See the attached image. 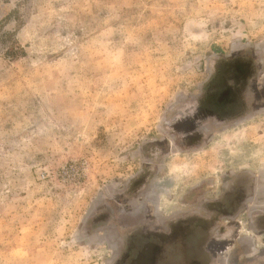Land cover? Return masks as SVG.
<instances>
[{
  "label": "rangeland",
  "instance_id": "1",
  "mask_svg": "<svg viewBox=\"0 0 264 264\" xmlns=\"http://www.w3.org/2000/svg\"><path fill=\"white\" fill-rule=\"evenodd\" d=\"M137 2L145 7L113 8L110 14L134 16L133 29L159 24L168 15L163 7L167 0ZM112 26L109 20L108 31L101 27V35L90 32L84 37L82 43L91 41L87 53L71 43L73 36L67 32L53 42L56 51L47 42L37 48L34 37L25 33L18 37L17 52L9 53L15 55L10 63L17 66L18 75L9 81L0 78V264H48L67 242L69 229L79 240L81 225L103 230L118 251L125 214L144 198L156 196L165 213L197 210L219 196L237 174L254 181L255 196L240 210L233 238L211 246L213 264H242L257 255L256 260L263 262L264 236L252 230L249 215L253 206L264 209V170L240 151L248 128L255 134L259 127L250 125L247 116L217 125L210 137L208 133L191 148L193 172L161 181L162 186L142 195L137 190L140 176L149 172L145 169L127 191L113 198L109 185L120 187L112 184L113 178L139 170V163L133 167L128 162L129 141H155L154 155L160 149L171 150L176 147L173 136L179 135L175 128L179 118H169L162 110L169 93L168 66L157 68L153 63L157 53L132 44L131 31L125 30L126 42L116 46ZM5 55L0 49V62ZM242 55L255 60L256 97L263 95L257 90L264 89V47H251ZM263 107L261 103L254 109ZM13 127L18 128L19 140L9 149L2 133ZM254 234L260 237V250L247 255L251 242L247 240ZM240 239L246 246L234 250Z\"/></svg>",
  "mask_w": 264,
  "mask_h": 264
},
{
  "label": "clouds",
  "instance_id": "2",
  "mask_svg": "<svg viewBox=\"0 0 264 264\" xmlns=\"http://www.w3.org/2000/svg\"><path fill=\"white\" fill-rule=\"evenodd\" d=\"M143 7L145 5L137 0H121L119 4L107 0H0V49L6 54L0 62V78L9 81L18 75L17 66L10 63L15 55L9 53L17 52L18 37L25 33L34 37L37 48L47 42L51 50L56 51L53 42L60 33L67 32L73 36L71 43L87 53L91 41H81L90 32L101 35V27L108 31L106 25L110 20L116 46L126 42L125 30L131 31L132 44L140 50L151 49L157 53L153 57L157 68L161 64L168 66L169 93L162 110L169 118H194L220 62L242 55L251 47H264V0H167L163 5L169 10L167 17L159 24L137 25L134 29L131 28L134 16L122 14L117 18L110 14L113 8ZM247 93L248 86L244 85L241 91L244 108L240 115H246L250 125L259 127L255 134L248 128L240 151L250 164L264 170V108L249 110ZM173 99L175 102L171 103ZM207 119H195L194 131L202 139L204 133L200 128ZM2 135L9 149L19 140L16 127L5 129ZM185 139L186 136L174 135L176 147L160 149L157 155H154L155 141L130 140L126 153L128 162L133 167L139 163V170L126 177L113 178L112 184L120 186L112 189L109 185L113 198L127 191L145 169L150 174L137 190L142 195L162 186L161 181L175 179L181 172H193L196 162L190 150L197 145H187ZM188 179L190 176L186 175L185 180ZM170 221L161 217L156 227L167 230ZM80 227L79 240L73 238L74 230L69 229L67 242L54 253L56 259L48 264H120L122 252L117 251L103 230Z\"/></svg>",
  "mask_w": 264,
  "mask_h": 264
},
{
  "label": "flooded vegetation",
  "instance_id": "3",
  "mask_svg": "<svg viewBox=\"0 0 264 264\" xmlns=\"http://www.w3.org/2000/svg\"><path fill=\"white\" fill-rule=\"evenodd\" d=\"M255 76L256 63L250 56L236 55L222 60L206 88L196 117L179 119L176 124L178 134L186 136L185 144L196 145L203 141L194 131L195 119L208 118L200 128L205 138L217 125L235 123L246 117L240 115L244 108L241 98L244 85L248 86L249 110L257 104L264 106V94L256 97ZM261 92L264 93V89L259 87L257 93ZM146 174L140 176L138 189L145 183ZM255 190L256 185L248 175L237 174L219 196L204 201L197 210L165 213L159 209L156 196L150 201L144 198L125 214L122 222L120 264H213L215 256L211 246L233 238L236 218L250 199H254ZM251 209V225L264 234V209L257 206ZM161 217L171 220L167 230L156 227ZM256 258L246 259L242 264H264V260L260 262Z\"/></svg>",
  "mask_w": 264,
  "mask_h": 264
},
{
  "label": "crops",
  "instance_id": "4",
  "mask_svg": "<svg viewBox=\"0 0 264 264\" xmlns=\"http://www.w3.org/2000/svg\"><path fill=\"white\" fill-rule=\"evenodd\" d=\"M258 196L257 197H259V199H260V196H261V193H258L257 194ZM263 199H264V192H263ZM255 201L256 202H258L256 199H255ZM260 201V200H259ZM252 230H256V229H252ZM256 232L259 234L258 236H260L261 234L264 236V234L263 233H260V232H258L257 230H256ZM256 234H254V236H252L251 238H249V240H247V241H251V242H249L250 243V245H249V243L247 244V250H245V251H247V255H250L251 253H252V255H254V253L255 252H257V250L259 249L260 250V248H258V244H257V242L259 241V239H260V237H258ZM256 237H257V239H256ZM264 238V237H263ZM241 240L242 239H240L239 241L241 242ZM238 241V242H239ZM238 242L236 243V246H234V250L235 249H237V248H239L240 250H242L243 251V247H245L246 246V244L244 245L242 242L239 244V246H238ZM263 242H264V239H263ZM241 245V246H240ZM243 245V246H242ZM249 245V246H248ZM238 246V247H237ZM236 247V248H235ZM262 247L264 248V243L262 244ZM262 247H261V249H262ZM258 250V251H259ZM262 251L264 252V249H262ZM242 253V252H241ZM250 257V256H249Z\"/></svg>",
  "mask_w": 264,
  "mask_h": 264
}]
</instances>
